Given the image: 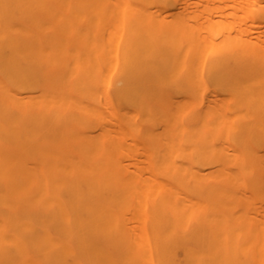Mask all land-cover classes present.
Here are the masks:
<instances>
[{
    "label": "bare ground",
    "instance_id": "obj_1",
    "mask_svg": "<svg viewBox=\"0 0 264 264\" xmlns=\"http://www.w3.org/2000/svg\"><path fill=\"white\" fill-rule=\"evenodd\" d=\"M0 264H264V0H0Z\"/></svg>",
    "mask_w": 264,
    "mask_h": 264
}]
</instances>
